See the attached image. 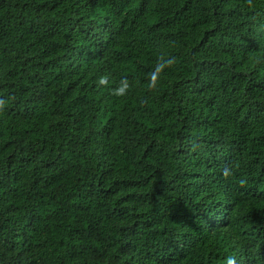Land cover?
I'll list each match as a JSON object with an SVG mask.
<instances>
[{
	"label": "trees",
	"instance_id": "1",
	"mask_svg": "<svg viewBox=\"0 0 264 264\" xmlns=\"http://www.w3.org/2000/svg\"><path fill=\"white\" fill-rule=\"evenodd\" d=\"M0 101V264H264V0H0Z\"/></svg>",
	"mask_w": 264,
	"mask_h": 264
},
{
	"label": "clouds",
	"instance_id": "2",
	"mask_svg": "<svg viewBox=\"0 0 264 264\" xmlns=\"http://www.w3.org/2000/svg\"><path fill=\"white\" fill-rule=\"evenodd\" d=\"M176 62V57L174 56H168L159 57L158 61L156 62L153 70L149 74L148 81H149V88H156L158 80L160 79L161 74L165 71V69L170 68L173 66ZM108 83V80L106 77H100L98 80V86H104ZM131 87V84L127 77H123L119 80L116 87L111 88L110 92L115 97H123L127 95L129 88ZM3 102L0 101V104ZM222 174L225 177H230L232 175V170L225 166L222 169ZM246 183V180L244 178L239 179V184L244 185ZM226 264H236V259L234 256H227L225 258Z\"/></svg>",
	"mask_w": 264,
	"mask_h": 264
}]
</instances>
